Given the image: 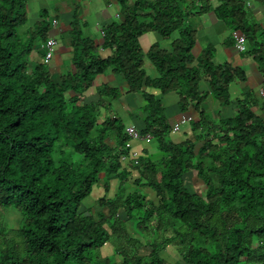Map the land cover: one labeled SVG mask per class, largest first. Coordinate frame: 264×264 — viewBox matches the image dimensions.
I'll use <instances>...</instances> for the list:
<instances>
[{
  "label": "trees",
  "instance_id": "16d2710c",
  "mask_svg": "<svg viewBox=\"0 0 264 264\" xmlns=\"http://www.w3.org/2000/svg\"><path fill=\"white\" fill-rule=\"evenodd\" d=\"M218 1L217 18L232 38L246 35L264 72V46L255 26L244 22L246 4ZM209 5L139 0L126 6L124 22L103 32L111 57L101 59L91 40L73 33L76 71L56 82L43 57L35 66L30 60L36 46L44 56L48 25L24 30L26 1L0 0V264H264V120L253 111L260 100L246 92L230 118L203 110L210 97L226 108L230 86L244 79L239 68L214 65L212 46L198 59L192 55L195 31L185 17L206 13ZM149 32L164 39L178 34L169 51L158 44L148 51L155 78L143 69L139 40ZM107 71L125 77L127 93L143 96L146 116L138 130L152 136L160 158L130 159L126 130L133 125L111 107L118 89L107 86L99 91L102 101L86 102L84 93ZM146 88L176 92L180 112L198 114L188 123L191 136L170 140L165 109ZM96 184L104 195L95 212L81 209ZM4 208L21 213L16 228L7 222L16 213ZM107 245L113 252L103 255ZM170 245L178 253L174 263L164 257Z\"/></svg>",
  "mask_w": 264,
  "mask_h": 264
},
{
  "label": "crops",
  "instance_id": "0c3cea01",
  "mask_svg": "<svg viewBox=\"0 0 264 264\" xmlns=\"http://www.w3.org/2000/svg\"><path fill=\"white\" fill-rule=\"evenodd\" d=\"M26 1V16L27 21L23 28L24 30L32 29L40 23L48 25L47 38L55 39L57 42V49L54 58L48 70L50 75L56 82H60L61 78L68 73H74L76 67L73 63L74 49L72 45L73 33H79L83 38L89 39L96 47L98 56L101 59L111 57L112 50L104 46V29L115 25L116 23L124 22V10L126 6H133L139 0H128V5H123L121 0H25ZM152 1V0H147ZM246 4L248 17L244 22L247 26H255L254 33L257 40L264 46V0H243ZM209 10L198 16L187 15L185 17L186 25L192 27L195 31L196 44L192 50V55L196 59L206 50L209 46L214 49L213 63L216 66H224L226 64L232 67L239 68L244 74L243 80H236L230 86V94L233 90L234 95L231 94L232 101L226 108L220 106L218 110L209 111L207 104L203 110L211 114H221L224 118H230L235 113V103L239 99L245 97L246 92H253V95L260 100L258 106L253 107L254 113L262 117L264 120V96L260 91L264 90V72L261 71L260 66L255 61L252 54H249L250 46L246 42V50L239 52L235 47V41L232 38V30L216 16V8L220 6L218 0H208ZM190 5V3H189ZM184 8V7H182ZM146 15L145 13H141ZM53 20L57 24L52 25ZM75 27V28H74ZM176 36L178 34H175ZM175 35L170 38L164 39L157 32H149L140 37V46L145 54L143 60V69L146 76L155 78L158 76L157 70L154 65L147 58V53L154 44H158L160 48L169 51ZM245 35V34H244ZM234 43H227L232 40ZM230 42V41H229ZM42 45V44H41ZM42 47L37 46L33 49L30 60L32 66L36 63H42ZM197 62V61H196ZM195 62V63H196ZM194 63V64H195ZM118 89L121 96L111 102L112 111L116 117L121 118L126 126L133 125L137 129L144 125L143 121L145 113L142 111L144 108V99L141 94L127 93L128 84L123 75L115 74L107 71L104 74H99L94 79L93 85L85 93V100L91 102L102 101L99 95L100 90L106 87ZM205 88V83L202 84ZM146 90L155 94L156 98L161 102L165 109L166 118L171 125L173 131L170 134V140L174 143H180L185 138L191 136V124L186 128L179 131H174L176 125H179L182 115H191L194 120L198 118V114L192 109L189 112L182 114L179 109V95L176 92H169L165 95L160 94L159 91L146 88ZM213 98H209L211 100ZM103 111H111L108 107L102 108ZM230 109V110H229ZM227 112L229 115H226ZM104 115L108 116L104 112ZM101 122V121H100ZM136 148L142 150L145 158H155L158 156L157 144L152 141L149 144L143 142L135 143ZM125 166H128L124 164ZM131 171V168L128 167ZM132 175L136 176V171H131ZM116 184L113 181L112 185ZM101 189L103 186H100ZM113 187V186H112ZM112 190V188H111ZM114 189V193H115ZM149 197L153 195L150 190L146 191ZM104 193V188H103ZM114 194H110L112 197ZM111 248V247H110Z\"/></svg>",
  "mask_w": 264,
  "mask_h": 264
},
{
  "label": "rangeland",
  "instance_id": "374dc122",
  "mask_svg": "<svg viewBox=\"0 0 264 264\" xmlns=\"http://www.w3.org/2000/svg\"><path fill=\"white\" fill-rule=\"evenodd\" d=\"M175 37H177L176 35H175ZM231 94L232 95H234V93H233V90L231 91ZM87 102H89L88 100H87ZM207 106H208V110L211 112V111H214V110H218L219 108H220V106H221V104H220V102L219 101H216V100H214V99H211V100H207ZM221 109V108H220ZM230 110V109H229ZM207 114V113H206ZM225 114L226 115H229L227 112H225ZM182 128H186V127H188V125H182L181 126ZM152 142V141H151ZM150 142V143H151ZM145 144H149V143H145ZM135 151H137V152H139V153H142L141 152V149L140 148H136V150ZM133 152V151H132ZM161 157V153L158 151V156L156 157L157 159L158 158H160ZM131 162H130V159H128V158H126L125 159V163L124 164H126V165H128V166H126V167H129L130 168V164ZM192 186L194 187V188H198L199 186H200V182H192ZM114 189H115V185H113V187H112V190H111V193L110 194H114ZM134 189V187H130V190H133ZM146 191H148L149 189H145ZM145 190H143L146 194H147V192L145 191ZM151 192H154V191H152V190H150ZM150 194V193H149ZM148 194V195H149ZM104 195V193H103V188L101 189V187H100V185H98V184H96L95 186H94V190H93V193L87 198V199H85L84 200V202H83V204L81 205V209H83V210H85V209H88V208H90V207H94V209H92L91 211H94L95 212V209L97 208L96 206H97V201L99 200V198L101 197V196H103ZM98 196H100V197H98ZM151 199H154L155 200V194L153 193V195H151V197H150ZM155 201H158V199H156ZM92 207V208H93ZM4 210H7V211H11V212H15L16 214H12V215H10L8 218H7V222H8V224H9V227H13V228H16L17 227V224H18V222L21 220V218H22V215H21V213H19L17 210H15V209H12V208H9V209H5L4 208ZM90 211V213H92ZM18 212V213H17ZM5 212L4 211H2L1 209H0V214H4ZM18 214V215H17ZM102 252H103V255H106V254H108V255H110V254H112V252H113V249H112V247L110 248L109 247V245H107L105 248H103V250H102ZM164 257H165V259L168 261V263H174V262H176L177 261V259H178V253H177V249L174 247V246H168V248L166 249V251L164 252ZM117 260H119L118 258H117Z\"/></svg>",
  "mask_w": 264,
  "mask_h": 264
},
{
  "label": "built area",
  "instance_id": "2783aa9c",
  "mask_svg": "<svg viewBox=\"0 0 264 264\" xmlns=\"http://www.w3.org/2000/svg\"><path fill=\"white\" fill-rule=\"evenodd\" d=\"M57 21L53 20L52 25H56ZM103 33V32H102ZM233 39L235 41V47L239 52H244L246 50V42L247 38L246 35L234 32L233 33ZM57 49V42L55 39L49 38L44 46V56H43V63L44 64H50L54 58V55L56 53ZM261 95L264 96V90L260 91ZM193 120L190 116L182 115L180 118L179 125H176L174 128V131H179L181 129L182 125L188 124ZM128 134V142L126 143V147L129 150L131 157V160H134L136 164H138V156L140 155L139 152L135 151L136 147L134 146L135 143L138 142H145L150 143L153 138L151 135L142 136L139 132V130L135 126H129L126 130ZM133 151V152H132ZM126 158H123L125 160Z\"/></svg>",
  "mask_w": 264,
  "mask_h": 264
},
{
  "label": "clouds",
  "instance_id": "9594fccd",
  "mask_svg": "<svg viewBox=\"0 0 264 264\" xmlns=\"http://www.w3.org/2000/svg\"><path fill=\"white\" fill-rule=\"evenodd\" d=\"M185 115H187V116H190L191 118H193L191 115H188V114H185ZM194 119V118H193ZM140 132V131H139ZM153 141V140H152Z\"/></svg>",
  "mask_w": 264,
  "mask_h": 264
}]
</instances>
